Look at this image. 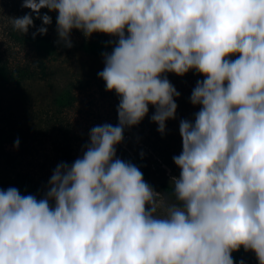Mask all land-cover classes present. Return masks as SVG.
Instances as JSON below:
<instances>
[{
  "label": "clouds",
  "instance_id": "9594fccd",
  "mask_svg": "<svg viewBox=\"0 0 264 264\" xmlns=\"http://www.w3.org/2000/svg\"><path fill=\"white\" fill-rule=\"evenodd\" d=\"M22 7L42 25L52 18L41 9L57 12L68 48L73 29L118 37L98 73L120 98L118 124L94 126L82 157L57 165L43 198L0 189V264H235L241 247L264 264V0H22ZM11 24L23 35L35 26L31 13ZM47 31L41 26L33 38ZM193 69L205 76L190 97L201 108L194 122H180L178 203L158 217L159 193L116 146L149 105L163 135L180 95L164 74Z\"/></svg>",
  "mask_w": 264,
  "mask_h": 264
},
{
  "label": "rangeland",
  "instance_id": "374dc122",
  "mask_svg": "<svg viewBox=\"0 0 264 264\" xmlns=\"http://www.w3.org/2000/svg\"><path fill=\"white\" fill-rule=\"evenodd\" d=\"M29 13L35 26L23 35L13 29L11 18ZM40 14L50 15L52 23L42 25V20L36 19L31 9L22 7V0H0V64L7 65L12 71L26 67L37 70L34 79H26L21 84L6 82L0 77V133L6 135L3 136L5 150L17 160L14 164L5 155L0 157V189L17 188L19 174H26L34 179L44 197L57 165L62 162L71 165L82 157L94 126L118 124L120 98L114 91H107L105 82L98 76L105 67L103 54L111 53L118 37L99 32L85 37L81 31L73 29L70 35L73 46L68 48L56 31L58 13L43 8ZM41 26L47 27V34L36 37L46 39L49 41L46 44L54 46L53 55L40 51L33 35L28 38ZM92 43L99 49H88L87 45ZM39 62L45 63L44 75L40 73ZM164 75L180 93L174 98L178 105L175 119L166 121V131L162 135L157 130L158 124L151 120L155 108L149 105L148 114L138 125L124 129V139L116 146V152L122 159L126 154L134 153L128 142L139 143L156 160L155 169L160 179L164 174L179 178L181 170L173 161V157L182 152L179 125L181 120L194 122L201 105H193L190 97L197 81H203L205 76L195 69L183 76L172 72ZM17 140L19 146L15 147ZM66 143L71 146V163L66 161L61 150ZM18 190L25 195L24 187L19 186ZM155 192L159 193L155 215L163 217L167 205L178 202L175 197ZM51 203L54 206V201ZM241 262L259 264L252 251H247Z\"/></svg>",
  "mask_w": 264,
  "mask_h": 264
},
{
  "label": "trees",
  "instance_id": "16d2710c",
  "mask_svg": "<svg viewBox=\"0 0 264 264\" xmlns=\"http://www.w3.org/2000/svg\"><path fill=\"white\" fill-rule=\"evenodd\" d=\"M32 33L29 34V39H31ZM37 48L40 51H46L49 55H53L55 53V48L50 47L46 42H49L46 39L35 37L33 38ZM88 49L91 51L98 50L99 47L96 45V43H92L87 45ZM42 49V50H41ZM40 66V73L41 75H44L45 73V63L39 62ZM37 70L31 69L30 67H26L25 69H17L15 71H12L7 65L0 64V77L6 81V82H14L16 84H21L26 79H34L35 73ZM62 103L61 101L59 104ZM3 136H6L4 133H0V157L5 155L8 157L10 163H16L17 160L15 159V156H12L11 153L5 150L3 146ZM12 137L9 136V139ZM131 149H133L134 153H128L124 157H122V160L126 162H131L134 165H136L140 171L143 173L144 180L155 190L158 192H162L165 194H168L170 197H175L174 195V180L173 178H170L166 176L165 174L162 175V179L159 178V175L156 172L155 169V163L156 160L153 156L148 155L144 149L143 146L139 143L128 144ZM61 150L63 151V157L68 161L69 163L72 162V154H71V146L70 143H66L64 146H61ZM143 153V156L141 155ZM18 183L17 188L19 189V186H22L25 188V195H35L37 199L43 198L40 189L35 184L34 179L30 175L26 174H19L18 176ZM247 252L243 249V247L240 248L239 251H234L232 253L233 259L235 261V264H241V261L244 257V255Z\"/></svg>",
  "mask_w": 264,
  "mask_h": 264
}]
</instances>
